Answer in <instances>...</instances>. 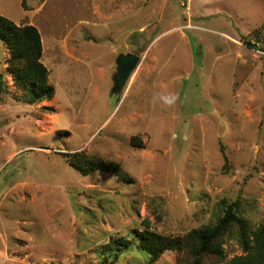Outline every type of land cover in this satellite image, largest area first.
Listing matches in <instances>:
<instances>
[{
    "label": "rangeland",
    "instance_id": "374dc122",
    "mask_svg": "<svg viewBox=\"0 0 264 264\" xmlns=\"http://www.w3.org/2000/svg\"><path fill=\"white\" fill-rule=\"evenodd\" d=\"M263 3L0 0V15L39 30L55 89L22 102L0 42V264H149L133 245L112 263L101 251L145 220L174 236L214 223L222 199L264 222ZM126 54L138 62L116 86ZM75 151L130 180L81 175L64 157ZM224 253H241L232 230Z\"/></svg>",
    "mask_w": 264,
    "mask_h": 264
},
{
    "label": "trees",
    "instance_id": "16d2710c",
    "mask_svg": "<svg viewBox=\"0 0 264 264\" xmlns=\"http://www.w3.org/2000/svg\"><path fill=\"white\" fill-rule=\"evenodd\" d=\"M24 3L25 0H21V4ZM0 42L8 51L6 71L11 76L13 85L21 91L22 102L39 104L51 100L55 89L48 82V70L41 61L42 42L37 27L32 24L18 25L0 15ZM244 45L255 47L249 41H245ZM2 76L0 93L5 82ZM43 109L50 110V107ZM63 133L66 132L60 130L58 135ZM133 143L140 145L138 141ZM64 157L69 166L83 176L99 171L112 173L121 180H130L115 161L88 156L79 151L67 153ZM217 207L218 214L214 223L192 228L181 236L156 232L151 229L149 221L145 220L142 228L133 230L132 239L112 240L103 246L101 252L108 253L111 263L117 261L123 251L133 245L146 255L149 264L159 260L168 251L175 254L177 264H264V222H260L255 228L249 227L239 211V201L236 199H222ZM231 230L235 233L241 253L227 260L224 241Z\"/></svg>",
    "mask_w": 264,
    "mask_h": 264
},
{
    "label": "water",
    "instance_id": "95a60500",
    "mask_svg": "<svg viewBox=\"0 0 264 264\" xmlns=\"http://www.w3.org/2000/svg\"><path fill=\"white\" fill-rule=\"evenodd\" d=\"M117 73L115 76V85H122L130 76L132 70L138 62V56L134 54L120 55L117 58Z\"/></svg>",
    "mask_w": 264,
    "mask_h": 264
},
{
    "label": "clouds",
    "instance_id": "9594fccd",
    "mask_svg": "<svg viewBox=\"0 0 264 264\" xmlns=\"http://www.w3.org/2000/svg\"><path fill=\"white\" fill-rule=\"evenodd\" d=\"M165 99H166V101H167L168 103H171V102H172V99H174V98H172V99L165 98Z\"/></svg>",
    "mask_w": 264,
    "mask_h": 264
},
{
    "label": "flooded vegetation",
    "instance_id": "af4514ba",
    "mask_svg": "<svg viewBox=\"0 0 264 264\" xmlns=\"http://www.w3.org/2000/svg\"><path fill=\"white\" fill-rule=\"evenodd\" d=\"M127 55V54H126Z\"/></svg>",
    "mask_w": 264,
    "mask_h": 264
}]
</instances>
